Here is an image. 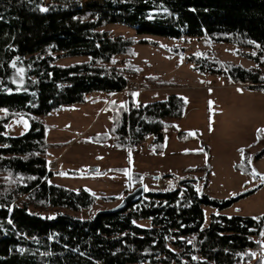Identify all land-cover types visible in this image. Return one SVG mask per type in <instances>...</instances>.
<instances>
[{
	"label": "trees",
	"instance_id": "obj_1",
	"mask_svg": "<svg viewBox=\"0 0 264 264\" xmlns=\"http://www.w3.org/2000/svg\"><path fill=\"white\" fill-rule=\"evenodd\" d=\"M112 23L140 35L254 48L257 53L247 56L252 67L212 56L191 61L200 73H220L229 83L264 91V0H93L84 7L81 0H0V109H7L0 115V264H261L264 213H218L243 196L214 197L198 189V178L183 176L176 185L148 188L122 210L95 213L96 196L48 181L50 145L36 117L84 102L89 93L108 96L126 87L127 70L115 62L118 55H132L135 40L103 28ZM78 56L86 59L57 63ZM109 106L110 131L129 147L147 133L162 143L164 119L184 111L175 94L139 105L130 94L126 105ZM19 117L27 119V129L9 133ZM201 143L206 160L188 171H201L206 185L210 155ZM263 155L264 134H256L234 168L260 178L254 164ZM139 176L133 175L136 184ZM207 206L217 212L203 226ZM80 210L91 214L79 217ZM143 219L148 227L136 224Z\"/></svg>",
	"mask_w": 264,
	"mask_h": 264
},
{
	"label": "rangeland",
	"instance_id": "obj_2",
	"mask_svg": "<svg viewBox=\"0 0 264 264\" xmlns=\"http://www.w3.org/2000/svg\"><path fill=\"white\" fill-rule=\"evenodd\" d=\"M90 1L93 0H81L83 7ZM103 28L110 30L112 35L135 40L132 55H118L115 62L116 66L127 70L128 86L109 97L89 93L84 102L36 117L44 123L50 145L45 155L47 167L52 171L48 181L73 190L84 189L96 196L91 213L116 205L140 184L145 190L164 188L176 185L183 176L198 178L195 182L198 189L217 198L235 196L260 182L262 186L256 191L240 197L218 213L249 216L264 213V179L261 178L264 176V155L254 164L260 178L234 168L240 160V150L256 139L257 129L264 127V91L229 83L220 73H200L191 61V56H212L252 67L255 64L247 56L255 55L257 50L201 37L169 40L140 35L128 26L114 23ZM85 59L83 56L61 57L57 63L67 65ZM131 84H137V89L132 90ZM130 94L138 105L163 100L171 94L182 97L183 114L164 119L162 143L154 142L149 135L130 147L116 142L110 131L112 109L106 105H126ZM209 101L213 102L211 106ZM3 114L0 109V115ZM25 125L28 127L27 119L19 117L8 125V132L22 133L27 129ZM201 142L210 155L211 170L206 185L199 180V176H203L201 171H188L201 167L206 160ZM258 148L253 147L251 151ZM132 166H138L140 172L127 174ZM134 174L140 175L138 184L133 179ZM103 196L114 197V200L102 202ZM88 212L80 210L75 214L86 217L91 214ZM212 212L217 211L204 207L203 226L209 223ZM136 224L148 227L149 220H138ZM259 241L264 250V235Z\"/></svg>",
	"mask_w": 264,
	"mask_h": 264
},
{
	"label": "water",
	"instance_id": "obj_3",
	"mask_svg": "<svg viewBox=\"0 0 264 264\" xmlns=\"http://www.w3.org/2000/svg\"><path fill=\"white\" fill-rule=\"evenodd\" d=\"M250 191H251V188L245 189L233 197L238 198L240 196L248 194ZM145 192L146 190L144 189V186L140 184L137 187H135L132 191L127 192L116 205L109 207V208L100 209L98 211L113 212V211L122 210L126 206L139 201L144 196Z\"/></svg>",
	"mask_w": 264,
	"mask_h": 264
},
{
	"label": "snow or ice",
	"instance_id": "obj_4",
	"mask_svg": "<svg viewBox=\"0 0 264 264\" xmlns=\"http://www.w3.org/2000/svg\"><path fill=\"white\" fill-rule=\"evenodd\" d=\"M41 11H44V9L42 8ZM197 55H200V53H197ZM13 67H15V65H13ZM18 71H20L22 73L23 69H19ZM17 90H19V89H17ZM9 91H11V89H9ZM209 91H211V89H209ZM133 95H135V93H133ZM212 103H213L212 101H209L210 106H211ZM3 111L7 112V109H4ZM25 127H27V125H25ZM210 130H211V128H210ZM261 134H264V128L257 129V135L260 136ZM240 151H241V153H243V149H241ZM250 159L251 158L249 157V160ZM253 173L257 174L255 172V169H253ZM261 178L264 179V176H262ZM261 235H264V232H261ZM249 239H251V238H249ZM21 251H23V249H21ZM262 253H264V250H262ZM251 254L253 256L256 255V253H251ZM193 259H196V257H193ZM261 264H264V254H262V256H261Z\"/></svg>",
	"mask_w": 264,
	"mask_h": 264
},
{
	"label": "built area",
	"instance_id": "obj_5",
	"mask_svg": "<svg viewBox=\"0 0 264 264\" xmlns=\"http://www.w3.org/2000/svg\"><path fill=\"white\" fill-rule=\"evenodd\" d=\"M127 83H126V87L125 88H127ZM131 89L132 90H136L137 89V84H131ZM146 135H149V136H151L153 139H154V142H156V140H155V136L153 135V134H151V133H147ZM140 142H142V140H140V141H135V142H133V143H131V145H135V144H138V143H140Z\"/></svg>",
	"mask_w": 264,
	"mask_h": 264
},
{
	"label": "crops",
	"instance_id": "obj_6",
	"mask_svg": "<svg viewBox=\"0 0 264 264\" xmlns=\"http://www.w3.org/2000/svg\"><path fill=\"white\" fill-rule=\"evenodd\" d=\"M134 104H136V103H134ZM136 105H138V104H136ZM122 152H123V151H122ZM91 169L93 170L94 167H92ZM137 171L140 172L139 167H138V166H136V167L132 166V171L128 170V171H127V174H128V173H132V172H137Z\"/></svg>",
	"mask_w": 264,
	"mask_h": 264
},
{
	"label": "bare ground",
	"instance_id": "obj_7",
	"mask_svg": "<svg viewBox=\"0 0 264 264\" xmlns=\"http://www.w3.org/2000/svg\"><path fill=\"white\" fill-rule=\"evenodd\" d=\"M108 97H109V96H108ZM110 101H111V100H110ZM110 101H109V102H110ZM145 135H146V134H145ZM154 135H155V134H154ZM121 137H122V136H121ZM155 137H156V135H155ZM148 141H149V140H148ZM158 143H159V141H158ZM155 146H156V145H155ZM155 146H154V148H155ZM157 146H158V145H157ZM146 147H147V145H146ZM243 196H245V195H243Z\"/></svg>",
	"mask_w": 264,
	"mask_h": 264
}]
</instances>
